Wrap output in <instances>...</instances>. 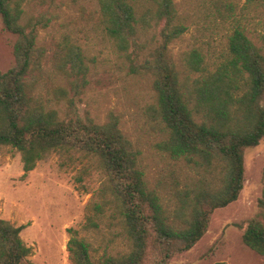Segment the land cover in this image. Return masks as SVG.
Returning a JSON list of instances; mask_svg holds the SVG:
<instances>
[{"label":"trees","instance_id":"16d2710c","mask_svg":"<svg viewBox=\"0 0 264 264\" xmlns=\"http://www.w3.org/2000/svg\"><path fill=\"white\" fill-rule=\"evenodd\" d=\"M99 23L116 48L129 55L131 71L153 78L155 112L168 139L164 147L175 158L192 160L211 170L218 183L187 191L178 213L182 226L168 216L160 195L149 189L139 167V152L123 134L119 119L105 123L82 118L73 110L88 84L89 65L81 46L66 42L55 62L68 79L73 95L60 87L64 104L36 95L44 50L37 46L39 30L49 26L47 14L24 19L22 0H0L5 29L17 35L15 66L0 71V147L21 153L24 176L37 162L57 153L69 160L90 158L102 175L100 201L92 210L110 212L123 227L127 250L93 259L89 244L71 230L68 251L73 264H169L192 249L205 235L214 210L235 202L244 187L245 151L264 139V54L241 29L229 38L231 67L208 72L202 57L190 55L196 78L181 77L170 45L186 31L173 0H95ZM264 1V0H252ZM152 33V42L143 41ZM132 50V51H131ZM264 206V199L261 200ZM89 226H96L88 217ZM24 226L0 217V264H26L32 254L22 237ZM243 243L264 257V225L251 220ZM33 264V263H28Z\"/></svg>","mask_w":264,"mask_h":264},{"label":"rangeland","instance_id":"374dc122","mask_svg":"<svg viewBox=\"0 0 264 264\" xmlns=\"http://www.w3.org/2000/svg\"><path fill=\"white\" fill-rule=\"evenodd\" d=\"M17 1V0H14ZM185 33L170 50L183 80L196 78L191 72L190 55L200 53L208 72L231 67L229 38L241 29L264 54V1L252 0H173ZM24 19L40 14L50 17L49 26L39 30L37 46L44 50L43 70L38 73L36 95L68 104L59 90L74 93L68 79L59 74L55 62L65 43L82 47L89 65L88 84L73 110L82 118L105 123L110 115L119 119L123 134L139 152V167L149 189L156 191L175 225L182 226V196L198 185L212 189L218 178L211 170L192 160L175 158L164 147L168 132L155 112L157 94L153 78L131 71L129 55L119 51L99 23L95 0H22ZM17 35L5 29L0 16V71L16 64ZM143 41L152 42V33ZM132 51V50H131ZM244 187L238 199L214 210L207 232L189 251L175 255L169 264H264V257L247 247L243 233L251 220L264 225V139L245 151ZM102 175L90 158L77 155L69 160L57 153L40 160L24 176L21 153L11 146L0 147V217L24 226L21 237L32 249L27 258L33 264H73L68 242L77 231L90 246L93 259L127 250L123 227L110 217L98 215L93 203ZM92 217L96 226H89Z\"/></svg>","mask_w":264,"mask_h":264}]
</instances>
